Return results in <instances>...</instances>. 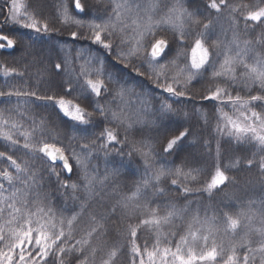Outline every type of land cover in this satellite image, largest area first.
Returning <instances> with one entry per match:
<instances>
[{"label":"snow or ice","instance_id":"1","mask_svg":"<svg viewBox=\"0 0 264 264\" xmlns=\"http://www.w3.org/2000/svg\"><path fill=\"white\" fill-rule=\"evenodd\" d=\"M107 3V7L102 11L97 9L94 19L87 22L77 18L90 14L92 6L87 5L86 0L85 3L74 0L72 11L75 15L70 13L69 0H60L54 5L56 14L51 19L44 15L47 0H3L0 3V33L9 25L44 35L50 34L56 22L71 23L78 29L86 27L87 32L72 31L71 39L87 40L90 45L115 56L117 61L124 59L138 64L134 68L136 74H147L155 87L168 96L192 101L200 95L203 100L230 106L232 115L220 112L217 133L226 134L237 144L251 145L256 151L252 152L251 158H237L222 167L220 145L217 143L216 160L212 166L214 171L195 167L185 171L187 160L183 167L158 165L156 156L177 154L183 142L194 135L192 127H184L181 123L173 130L171 138L165 135L162 142L157 140L160 152L149 141L131 137L133 134L143 136L145 127L158 128L164 115L171 113L190 118L189 113L184 112L182 107H173L163 101L156 108L154 97L137 92L122 79H114L103 67V61L93 56L90 50L68 49L61 61L52 64L51 68L52 75L67 74L69 77L57 85L58 90L49 88L41 95L38 91L13 86L9 91H0V97H26L25 105L34 98L44 106L52 105L78 125L95 123L102 130L99 135L92 133L82 137L88 142L80 145L81 152L77 153L74 148L56 139L58 132L51 137L52 142H48L33 139L31 132L20 131L22 125L12 119V113L17 112L21 117L30 116L33 111L31 106L23 111L19 110V104L17 109H0V138L7 145L5 151H0V160H6L8 166L14 169V172L7 169L0 171V220H3L0 223V264H95L93 258L97 248L92 241L99 240L101 244L108 245L112 233L108 227L110 218L117 221V225L132 219L137 222L127 226L131 239L124 237L125 243L113 241L100 264H116L118 252L126 258V264H264V194L249 199L246 204L240 201L238 210L234 212L213 209V214L209 216L208 208L204 207V215L201 216V207L191 209V201L181 206L176 200H164L173 187L166 190L160 186L163 179L171 178V186L182 194L177 199L187 200L193 189L187 187L186 182L201 183L202 187L197 191L208 193L211 197L214 192H223L229 184H235V178L227 175V170L237 165L255 166L264 176V155L257 159V153L264 154V0H257L255 4L236 3L235 0H202L203 11L199 5L196 11H189L184 7L183 0H176L171 6L164 4L167 11H163L159 19H154L158 10L155 4L145 6L142 0H107ZM169 29L174 35L178 32V43L176 39L170 42L159 35ZM189 37H194L190 49L185 45ZM17 42L8 34H0V49H14ZM173 44L175 55L169 58ZM25 55L33 58L26 63L23 71L3 67V75L14 74L23 78L34 66L39 84L49 73L45 59L32 52L26 51ZM79 61L83 63L77 69ZM124 66L127 67V64ZM209 69L211 76L207 83L214 88H206L207 95L194 92L195 84L204 80ZM201 86L204 87L203 84ZM242 91L245 92L243 96L240 94ZM73 92L77 93L75 99L86 101L92 111L65 98ZM133 97L136 103L132 102ZM197 114L198 110L193 106L192 115ZM41 124H44L43 120ZM12 129L24 137L22 147L28 153L36 154L30 160L18 163L12 155L6 154L9 148L19 144ZM116 129L123 130L122 139L118 138ZM97 140L102 143L97 145ZM117 145H120L117 155L127 147L129 157L137 154L142 158L144 175L136 182L135 191L130 196H122L108 205L104 214L89 215L88 201L95 199L102 204L103 189L109 181L107 172L100 179L93 175L96 169L89 171L90 160L94 150L104 151L107 157L110 155L109 147L115 150ZM66 152L71 155H66ZM70 158L75 160L76 167L81 171L83 184L60 180L55 166L59 162L62 170L71 174L73 166L69 163ZM119 175L118 169L111 173L114 191ZM53 176L56 178V192L70 188L74 200L81 199L77 192L85 194L80 213L65 217L63 210L54 205L52 193L46 188ZM201 176L210 179L201 181ZM260 183L264 185V181ZM96 185L100 186L99 190ZM224 207L228 204L225 203ZM83 215H88L87 226L83 229L85 236L69 245L68 241L75 239L76 223ZM176 220L186 221L187 229L173 243L169 237L177 233L169 231L165 234L164 229L175 227ZM256 220L259 221L258 227L254 225ZM140 229L154 234V242L149 244L146 240L143 245L137 244V231ZM115 230L123 237V231L118 226ZM221 230L230 237L227 247L215 238ZM122 248L124 251L120 252Z\"/></svg>","mask_w":264,"mask_h":264},{"label":"trees","instance_id":"2","mask_svg":"<svg viewBox=\"0 0 264 264\" xmlns=\"http://www.w3.org/2000/svg\"><path fill=\"white\" fill-rule=\"evenodd\" d=\"M59 2L60 0H47V7L44 9V15L50 19L53 18L56 14L54 5ZM69 2L70 13L75 15L76 13L72 11V9H74V0H69ZM175 2L176 0H142V3H144L145 6H148L149 4L156 5L158 10L154 14V19H159L162 12L167 11V9L164 8L165 3L171 6ZM235 2L255 4L257 0H235ZM0 3H3V0H0ZM82 3H85V0H82ZM183 3L184 7L189 11H196L198 5L200 10L203 11L202 0H183ZM86 4L92 6L89 10L90 14L87 16L80 15L77 18L83 19L87 22H90L94 19L93 14L97 9L102 11L108 6L107 0H86ZM200 18L203 19V17ZM72 31H77L78 33L81 31L87 32V28L85 27L84 29H78L71 23L64 24L56 22L50 34L44 35L42 33L37 34L31 30L19 28L17 26L9 25L6 27L3 33L0 34H8L10 38L17 39L18 42L14 49H0V91H9L13 86L24 87L27 90L38 91L41 95H43L49 88H51L53 91H56L58 90L57 85L63 81H67L69 77L67 74H62L61 76L52 75V64L60 62L65 54V51L68 49H83L86 51L90 50L93 56H98L100 60L103 61V67L107 73L111 74L114 79H122L123 82H126L129 87L134 88L137 92H144L154 97V104L156 108H159V102L163 101L164 103L172 104L173 107H182L184 112L189 113L190 118L176 116L171 113L164 115L159 120L158 128L145 127L143 136L139 134H133L131 137L135 140L144 139L149 141L155 147L156 151L160 152V143H157V140L162 142L165 135L171 138L173 130H175L181 123L184 125V127H192L194 135L189 136L183 142L180 149L177 150V154H173L171 156L161 154L156 156L158 165H163L166 168L183 167L185 160H187L188 167L184 168L185 171H188L191 167L214 171L212 166L216 160L217 143L220 145V163L222 167L234 162L237 158L243 159L245 156L251 158L252 152L256 151V149L251 145L237 144L235 140H230L226 134L220 135L217 133L216 125L220 112H228L229 115H232L233 112L230 106H220L219 102L217 101L203 100L200 95H197L192 101L168 96L166 93H163L160 89L155 87V84L151 79H149L147 74L144 76H138L136 74L134 68L138 67V64H134L133 62L124 59L117 61L115 56L106 53L103 49H98V46L90 45L89 41L87 40L77 39L76 41H73L70 36ZM171 32V39H167H169L170 42L176 39L178 43V32L175 33V35L172 30ZM193 40L194 37H189L185 40V45L188 49L191 48ZM26 51L41 55L45 59L46 66L49 69L48 75L44 80L40 81L39 84L36 77V67L34 66L29 68V74L23 78L14 74L8 77L3 75V67L14 68L17 71L24 70L26 63L30 62L33 58L32 56H26ZM174 55L175 44H173V50L169 52L168 57L171 58ZM80 63H83V61H79L77 63V69ZM125 64H127V67L124 66ZM140 71L143 72L144 69L141 68ZM210 76L211 69H209L205 74L204 80H202L201 83L195 84L193 91L197 93L203 92L205 95H207L208 92H206L205 89L214 88V85L207 83V80L210 78ZM48 81H51V83ZM202 84L204 87L201 86ZM65 87H67V84H65ZM240 94L243 96L245 95V92L242 91ZM76 95L77 93L73 92L71 96H67L65 98L72 99L74 103H81V106L85 107L87 111H92V108L87 106L86 101L82 102L75 99ZM233 95H235V92H233ZM26 99V97L17 98L15 96L11 97L10 99L7 97H0V109H17L19 104V110L23 111L25 107L31 106L33 111L30 116L26 114L24 117H21L17 112H13L12 119L18 121L22 125L20 131L31 132L33 139H45L48 140V142H52L51 137L56 136V133L58 132L59 135L56 136V139L61 141L63 145H67L69 148H74L77 153H80V145L88 142L82 139V137L86 135L90 136L92 133L99 135V132L102 130L101 127L97 126L95 123L87 126L78 125L69 118L64 117L63 114L52 105L44 106L42 102L35 101L34 98L33 101H29L28 105H25ZM132 102L136 103L134 97ZM193 106H195V108L198 110L197 115H192ZM94 116H97V114L94 113ZM205 118L207 119V123H205ZM41 120L44 121V124H41ZM106 126L114 127L113 125ZM85 128L87 131H84ZM4 130L7 131L8 128L5 127ZM116 130L119 132L118 138L122 139L124 136L123 130ZM12 132L14 138L19 140V144L15 148H9L6 154L12 155L13 159H17L18 163L30 160L32 157H34L36 155L35 153H28L27 150L22 147L25 142L24 137L20 136L15 129H12ZM205 141H207V146L205 145ZM96 143L99 145L102 143V141L97 140ZM58 146H60V144H58ZM6 147L7 145H5L3 139L0 138V151H5ZM119 148L120 145H117L115 150L109 147L108 151L110 155L107 157H105L104 151H99L98 149L94 150L93 156L89 163V171L96 169L93 175L98 176L100 179H103L107 172L109 174V181L106 182V185L103 189L104 200L102 204L97 203L95 199L88 201L89 215L104 214L108 211V205H111L122 196H130L132 192L135 191L136 182L139 181L144 175L145 168L142 158L137 154H133L131 157H129L127 155V152L129 151L127 147L124 148L123 153L117 155L116 151L119 150ZM66 155L70 156L71 154L70 152H66ZM260 155L264 154L257 153V159H259ZM69 161L73 166V172L69 175H67L66 172L62 170V166L57 164L55 166L56 171L60 173V180L69 184L73 182L83 184L84 181L82 178V173L76 167L75 160L70 158ZM4 169L14 172V169L8 166L6 160H0V171H3ZM114 169H118L120 173V175L116 177L117 188L115 191L113 190V184L111 182V173ZM227 175L235 178V184H229L226 188H224L223 192H214L211 197L208 193L197 191V189L202 187L201 183L191 181L186 182V186L193 189L192 194L189 195L187 200L182 198L177 199L178 197H182V194L177 193L174 190V186H171V178L163 179L160 186L164 187L166 190L169 187H173V190L169 192L166 197H164V200H176L177 204L181 206L191 201V209L194 210L198 206L201 207V216L204 215V207L208 208L207 214L209 216L213 214V209H223V211L226 212H234L238 210L237 204L240 201H243L246 204L249 199L258 198L260 195L264 194V192H262L264 185L260 183L261 181H264V176L260 175L259 169L257 167L252 166L249 168V166L246 164L237 165V167L227 170ZM45 179H47V176ZM205 179H210V177H200L201 181ZM5 186H7L6 182ZM56 187V178L53 176L51 178L50 184L47 185L46 188L47 191L52 193V201L54 205H56L57 208L63 210V215L70 218L73 214L80 213V204L85 194L82 191L77 192L76 195L80 196L81 199L74 200L72 198V190L70 188L61 189L60 192H56ZM96 188L99 190L100 186L96 185ZM228 196L232 197V199L228 200ZM222 201L224 203H222ZM225 203L228 204V207H224ZM6 218L7 217H5V219ZM188 219H190V216ZM87 221L88 215H83V218L77 221L75 231L73 233L75 239L69 240V245L75 244L76 240H79L85 236L83 229L87 226ZM2 222L3 220H0V223ZM136 222L137 221L135 219H132L124 222L123 224L117 225V221L110 218L108 227L112 229V233L108 239V245L101 244L99 240L92 241V245L97 248L96 255L93 258L95 264H100L102 257L106 258V253L112 246L113 241L119 240L121 243H125L124 237H126L128 240L131 239L128 236L126 229L128 224H135ZM175 224L176 226L171 229L167 227L164 229L165 234H167L169 231H174L177 233L176 236L169 237L173 243L179 240V236L183 235L187 229V223L184 220H176ZM254 225L258 227L259 221H254ZM116 226H118L121 231H123V237H121L115 230ZM195 227L199 226L196 225ZM65 230L67 231V226H65ZM215 238L218 243H223L225 247L228 246L230 241V237L222 230L216 233ZM146 240L149 242V244L154 242V234L143 229L138 230L136 243L143 245ZM123 251V248L120 249V252ZM116 264H126V258L120 255L119 252Z\"/></svg>","mask_w":264,"mask_h":264},{"label":"rangeland","instance_id":"3","mask_svg":"<svg viewBox=\"0 0 264 264\" xmlns=\"http://www.w3.org/2000/svg\"><path fill=\"white\" fill-rule=\"evenodd\" d=\"M165 27H168V26L165 25ZM171 33H172V32H171V29H169V30L166 31V32H160L159 35H160V36H163V37H165V38H170V39H171V37H172V36H170ZM189 55H190V52H189Z\"/></svg>","mask_w":264,"mask_h":264},{"label":"water","instance_id":"4","mask_svg":"<svg viewBox=\"0 0 264 264\" xmlns=\"http://www.w3.org/2000/svg\"><path fill=\"white\" fill-rule=\"evenodd\" d=\"M57 164L61 165L59 162ZM66 173L69 174L68 172H66Z\"/></svg>","mask_w":264,"mask_h":264}]
</instances>
